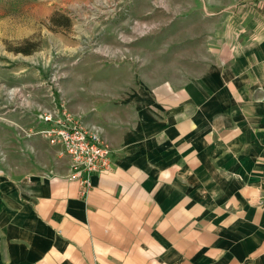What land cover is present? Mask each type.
Masks as SVG:
<instances>
[{
	"label": "crops",
	"instance_id": "1",
	"mask_svg": "<svg viewBox=\"0 0 264 264\" xmlns=\"http://www.w3.org/2000/svg\"><path fill=\"white\" fill-rule=\"evenodd\" d=\"M212 29L195 74L64 90L110 148L85 194L60 147L17 134L40 106L0 109V264H264V0Z\"/></svg>",
	"mask_w": 264,
	"mask_h": 264
},
{
	"label": "rangeland",
	"instance_id": "2",
	"mask_svg": "<svg viewBox=\"0 0 264 264\" xmlns=\"http://www.w3.org/2000/svg\"><path fill=\"white\" fill-rule=\"evenodd\" d=\"M251 1L0 0V109L69 108L64 90L85 73H119L123 91L195 74L214 23ZM25 40L35 50L14 51Z\"/></svg>",
	"mask_w": 264,
	"mask_h": 264
},
{
	"label": "built area",
	"instance_id": "3",
	"mask_svg": "<svg viewBox=\"0 0 264 264\" xmlns=\"http://www.w3.org/2000/svg\"><path fill=\"white\" fill-rule=\"evenodd\" d=\"M38 120L45 124L41 129H21L23 137L39 134L69 158V178L76 180L80 193L91 186V175L110 166V148L101 129L85 125L79 116L71 114L63 101L39 109ZM24 130V131H23Z\"/></svg>",
	"mask_w": 264,
	"mask_h": 264
},
{
	"label": "trees",
	"instance_id": "4",
	"mask_svg": "<svg viewBox=\"0 0 264 264\" xmlns=\"http://www.w3.org/2000/svg\"><path fill=\"white\" fill-rule=\"evenodd\" d=\"M33 50H35V45L34 43H32L29 40H25L24 43L22 45H18L14 51L16 52H22L24 54H29L31 53Z\"/></svg>",
	"mask_w": 264,
	"mask_h": 264
}]
</instances>
